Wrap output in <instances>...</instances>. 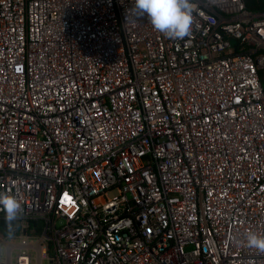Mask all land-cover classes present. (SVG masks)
Listing matches in <instances>:
<instances>
[{
  "label": "built area",
  "instance_id": "obj_1",
  "mask_svg": "<svg viewBox=\"0 0 264 264\" xmlns=\"http://www.w3.org/2000/svg\"><path fill=\"white\" fill-rule=\"evenodd\" d=\"M193 6L174 40L133 0H0L5 264H264V10Z\"/></svg>",
  "mask_w": 264,
  "mask_h": 264
},
{
  "label": "clouds",
  "instance_id": "obj_2",
  "mask_svg": "<svg viewBox=\"0 0 264 264\" xmlns=\"http://www.w3.org/2000/svg\"><path fill=\"white\" fill-rule=\"evenodd\" d=\"M136 20L147 16L153 28L174 40H183L191 35L194 24L193 0H133V7L127 10ZM23 205L19 195L12 190H0V212L7 221L20 217ZM247 247L264 253V234L249 231L246 235Z\"/></svg>",
  "mask_w": 264,
  "mask_h": 264
},
{
  "label": "trees",
  "instance_id": "obj_3",
  "mask_svg": "<svg viewBox=\"0 0 264 264\" xmlns=\"http://www.w3.org/2000/svg\"><path fill=\"white\" fill-rule=\"evenodd\" d=\"M247 7L251 11H262L264 10V0H247ZM35 224V231L36 233H40L41 225L40 223L36 222ZM17 227V224L13 221H1L0 220V231L3 235L8 236L12 232V229Z\"/></svg>",
  "mask_w": 264,
  "mask_h": 264
},
{
  "label": "rangeland",
  "instance_id": "obj_4",
  "mask_svg": "<svg viewBox=\"0 0 264 264\" xmlns=\"http://www.w3.org/2000/svg\"><path fill=\"white\" fill-rule=\"evenodd\" d=\"M112 194H113V191L109 193V196H111ZM15 255H16V252L14 251L13 254H12V264H14V258H15ZM32 255H33V253H32ZM0 256H1V261H0V263H1V264H5V263H4V262H5V261H4V258H5V250H4V248L1 250ZM33 256H34V255H33ZM42 264H46V260H44V261L42 262Z\"/></svg>",
  "mask_w": 264,
  "mask_h": 264
}]
</instances>
